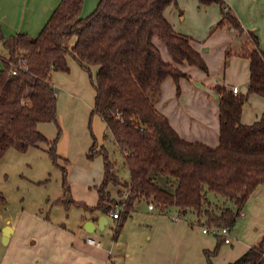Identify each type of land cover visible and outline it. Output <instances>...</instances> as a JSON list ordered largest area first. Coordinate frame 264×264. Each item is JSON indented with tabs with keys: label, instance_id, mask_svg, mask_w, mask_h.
<instances>
[{
	"label": "trees",
	"instance_id": "16d2710c",
	"mask_svg": "<svg viewBox=\"0 0 264 264\" xmlns=\"http://www.w3.org/2000/svg\"><path fill=\"white\" fill-rule=\"evenodd\" d=\"M198 2L220 5L221 17L215 27L244 32L235 14L224 8L223 0ZM175 4L176 0H98L90 14L80 17L82 0H60L38 34L0 35L6 53L0 69V157L8 148L23 152L44 143L56 164L60 158L57 138L47 139L37 129L41 122H56L52 72H68V56L87 72L96 67L91 79L93 112L102 118L121 152L129 182L120 183L114 162L102 146L92 143L88 157L101 155L103 160L95 205L74 202L65 179L63 195L57 201L76 203L88 213L108 214L124 200L114 234L141 199L161 212L168 207L177 208L180 216L192 212L195 221L206 227H232L250 193L264 184V112L251 124L240 121L248 94L264 98V53L254 37L248 34L251 44L245 43L236 52L249 60L246 93L214 87L219 96L216 146L184 140L154 106L166 78L171 77L178 89L179 79L186 77L175 64L186 62L207 72L202 56L191 46V37L176 32L163 15L165 8ZM154 37L164 44L173 63L162 59ZM17 57L24 58L26 66L11 75L8 62ZM158 176L172 180L173 188L159 185ZM109 185L119 187L117 197L111 195ZM126 189L129 193L122 199ZM208 193L224 200L212 203ZM215 236L216 247L205 251L206 264H211V256L223 243L221 236ZM228 264H264V236Z\"/></svg>",
	"mask_w": 264,
	"mask_h": 264
},
{
	"label": "crops",
	"instance_id": "0c3cea01",
	"mask_svg": "<svg viewBox=\"0 0 264 264\" xmlns=\"http://www.w3.org/2000/svg\"><path fill=\"white\" fill-rule=\"evenodd\" d=\"M59 2L60 0H0V35L7 38L17 33L38 34ZM97 2L98 0H82L80 17L90 14ZM179 2H183L184 7L185 4L197 5V27L195 26L194 31H185L179 27V32L191 37V46L202 56L207 72L186 62L175 64L186 74V77H181L178 81L180 91L176 92V84L171 77L166 78L160 86V97L154 106L184 140L216 146L219 138V96L214 87L221 85L231 91L236 86V94L246 93L249 60L236 54L239 51L238 43L234 51L228 53L229 44L235 41L238 34L236 30L215 28L221 17V10L216 3L201 5L198 0H177V4L165 8L163 15L175 31L174 21L180 9ZM223 3L224 8L237 17L243 34L254 37L258 48L264 53V0H223ZM74 39L75 37L70 39L71 44ZM208 39H214L217 45L203 49L204 42ZM153 42L159 48L162 59L173 63L166 47L162 48L155 42V38ZM5 57L0 41V69ZM67 63L68 72H52V84L55 90H59L55 93L56 110L63 102L61 96L64 95V100L71 104L74 96L91 91L90 77L94 78L96 71L93 66L87 72L71 56L67 57ZM214 70H218V73L212 77ZM262 112L264 98L250 93L242 105L240 121L251 124ZM48 123L41 122L37 125V129L46 138L50 136ZM89 145L85 141L78 148L84 152ZM34 147L44 149L47 146L40 143ZM72 148L73 146H65L61 140L56 144V153L63 161L64 155H68ZM100 175L94 188L102 180L103 167ZM119 180L121 184L129 182L122 178ZM118 189L115 186L116 196L113 197H117ZM73 201L93 206L97 201V192L93 201L76 196ZM140 201L135 203L133 211L117 234H114V228L118 219L112 218L109 213H88L76 203L60 205L62 209L53 217L32 216L31 225L27 221L16 227L4 224L1 228V240L3 229L7 228L3 244L12 243L16 245V249L2 258L0 264H206L205 251L214 250L217 237L203 233L201 229L204 225L191 220V217L195 219L192 212L180 216L175 207H168L161 212L155 206L149 209L146 202V212L137 215L136 208ZM87 221H92V224H86ZM26 229L29 231L26 232ZM263 236L264 184H259L250 193L240 215L230 227L231 242L219 246L218 251L211 256V264L233 262L251 246L257 245ZM87 238H92L98 245L88 243Z\"/></svg>",
	"mask_w": 264,
	"mask_h": 264
},
{
	"label": "rangeland",
	"instance_id": "374dc122",
	"mask_svg": "<svg viewBox=\"0 0 264 264\" xmlns=\"http://www.w3.org/2000/svg\"><path fill=\"white\" fill-rule=\"evenodd\" d=\"M183 5V2H179L178 7L180 9L176 13L174 21L178 33H180L179 27L185 31H194L195 22L199 16L197 5L185 4V7ZM218 8L221 9L219 4ZM215 28L221 30L232 29L226 26ZM237 34L235 41L228 46V53L234 51L237 43L239 50L245 43L249 42L251 44L249 36L238 32ZM154 38L155 42L164 48V45L156 37ZM216 45L214 39H208L204 42L203 49H207L209 46L214 48ZM219 71L221 72V70ZM216 73H218V70L213 71L212 77L216 76ZM91 79H93V76H91ZM89 86L91 91H87L81 96H74L71 99L72 105L66 102V99L64 100V95L61 96L63 102L59 105V109L57 108L56 122L47 124L50 128V136L47 139L57 138V143L62 140L65 146H73L69 150V154L64 155L65 160L62 161L59 158L55 164L47 151L44 150L47 147L42 149L34 146L23 152L8 148L0 157V234L4 224L8 223L16 227L19 223L27 221L31 225L32 216L53 217L60 212L62 206H65L57 201L63 195V179H65L72 200L76 196L79 198L84 197L86 201H93L96 193L94 184H96L99 177L101 178L103 160L101 155L89 158V148L84 152L78 148L85 141L90 143L89 147L92 143H95L97 147L102 146L114 162V169L118 177L126 181L129 180V171L123 161L121 152L113 142L102 118L93 112L94 94L90 83ZM179 91L180 86L178 89L176 86V92ZM160 92L159 90L155 102L159 99ZM68 98L71 97L68 96ZM90 101H92V104ZM63 169H65V175H63ZM156 180L159 185L167 190L173 188L174 183L172 180L169 182L163 176H158ZM108 189L112 196H116L114 185H109ZM208 199L216 204L224 200L223 197L212 193H208ZM146 207V201L141 199L137 205L136 214L146 212ZM63 208L65 209V207ZM191 220L194 221L195 219L191 217ZM28 231L29 229H26V232ZM15 249L16 245L12 243L3 244L0 237V260Z\"/></svg>",
	"mask_w": 264,
	"mask_h": 264
},
{
	"label": "built area",
	"instance_id": "2783aa9c",
	"mask_svg": "<svg viewBox=\"0 0 264 264\" xmlns=\"http://www.w3.org/2000/svg\"><path fill=\"white\" fill-rule=\"evenodd\" d=\"M25 66H26V60L24 58L17 57L15 62H8V69L7 70H8L9 74L14 75V74H16L17 69L25 68ZM237 91L238 90H237L236 86H233L231 88V92L233 94H236ZM128 193H129V191L126 189L122 194V199H125L127 197ZM123 207H124V200L118 204H115L114 208L109 212V215L112 218L117 219L119 217V212L122 210ZM153 207H154V205L151 202H149L148 208L152 209ZM172 218L176 219V217H172ZM201 230L203 233H209V234H214V235L217 234V235L221 236L222 240H223V244H229L231 242L230 227H228V226H221V227L203 226ZM86 241L88 243L98 245V243H96L92 238H87Z\"/></svg>",
	"mask_w": 264,
	"mask_h": 264
},
{
	"label": "water",
	"instance_id": "95a60500",
	"mask_svg": "<svg viewBox=\"0 0 264 264\" xmlns=\"http://www.w3.org/2000/svg\"><path fill=\"white\" fill-rule=\"evenodd\" d=\"M86 224H92V221H87ZM86 224H85V225H86ZM6 232H7V228H4V229H3V233H4V234H3V237H2V240H1L2 243H3V241L5 240Z\"/></svg>",
	"mask_w": 264,
	"mask_h": 264
}]
</instances>
